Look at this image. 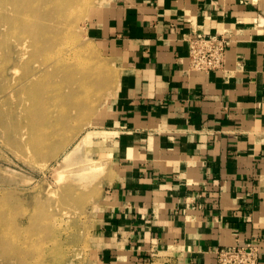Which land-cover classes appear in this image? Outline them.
Segmentation results:
<instances>
[{"label": "crops", "instance_id": "0c3cea01", "mask_svg": "<svg viewBox=\"0 0 264 264\" xmlns=\"http://www.w3.org/2000/svg\"><path fill=\"white\" fill-rule=\"evenodd\" d=\"M105 14L91 30L122 72L100 263L217 264L219 248L253 241L264 264V8L113 0ZM196 31L228 36L223 68L190 67Z\"/></svg>", "mask_w": 264, "mask_h": 264}, {"label": "rangeland", "instance_id": "374dc122", "mask_svg": "<svg viewBox=\"0 0 264 264\" xmlns=\"http://www.w3.org/2000/svg\"><path fill=\"white\" fill-rule=\"evenodd\" d=\"M42 1L0 0V264H101L98 227L115 165L104 122L122 71L91 27L113 0ZM31 2L40 14L27 24ZM38 20L62 37L40 40ZM37 70L46 89L27 93Z\"/></svg>", "mask_w": 264, "mask_h": 264}, {"label": "built area", "instance_id": "2783aa9c", "mask_svg": "<svg viewBox=\"0 0 264 264\" xmlns=\"http://www.w3.org/2000/svg\"><path fill=\"white\" fill-rule=\"evenodd\" d=\"M190 67L200 71L225 66L230 39L224 33L193 32L188 38ZM217 264H262V251L253 241L224 246L216 251Z\"/></svg>", "mask_w": 264, "mask_h": 264}, {"label": "bare ground", "instance_id": "6f19581e", "mask_svg": "<svg viewBox=\"0 0 264 264\" xmlns=\"http://www.w3.org/2000/svg\"><path fill=\"white\" fill-rule=\"evenodd\" d=\"M44 3H46V1L45 0H43L42 1V7H43V4ZM29 10H28V12L26 13V11H27V7H26V10L23 12L24 14L21 16L22 17V21L23 22H28L27 24H30V23H33V22H31V21H28V20H30V19H32L34 16H33V14H40V12H38V13H33L34 11L32 10L33 9V3L31 2L30 3V7L28 8ZM59 9H60V7H59ZM59 9L58 10H53L54 12L52 13V15H51V11L50 12H47V17L48 18H51V17H55L56 19V25L59 23V20H58V17H57V13H58V11H59ZM18 11V10H17ZM50 15H51V17H50ZM18 20L16 21L17 23L19 22V17L17 18ZM21 21V22H22ZM22 24V23H21ZM40 27H43V31L41 30V28ZM32 28H33V30H34V32H37L38 31V33L40 34V40L42 39L44 42H46V40H48L49 39V35L51 34V33H54V36L53 37H55L56 36V38H61L62 37V32H61V29H58V26H57V28L56 29H54V30H51L50 28H49V24L47 23V24H45V25H42L41 23H40V21L38 20L33 26H32ZM50 29V30H49ZM36 34V33H35ZM38 34V35H39ZM42 41V42H43ZM48 43V42H47ZM90 71V70H89ZM88 71V72H89ZM87 72V71H86ZM91 72V71H90ZM88 75H89V73H87ZM31 76L30 77H28L27 78V81H26V84H27V88H26V92L27 93H32V94H36V93H38L39 91H41V90H45L46 89V87L45 86H43V87H41L42 85H43V83H44V81H45V75H44V72H43V70H37V71H35L34 72V74L32 75V74H30ZM82 83L84 84V82L82 81Z\"/></svg>", "mask_w": 264, "mask_h": 264}]
</instances>
